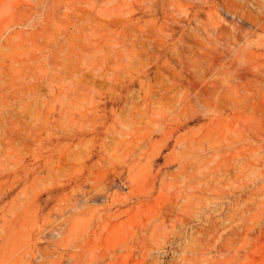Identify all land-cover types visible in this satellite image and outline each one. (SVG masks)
Segmentation results:
<instances>
[{"label":"rangeland","instance_id":"374dc122","mask_svg":"<svg viewBox=\"0 0 264 264\" xmlns=\"http://www.w3.org/2000/svg\"><path fill=\"white\" fill-rule=\"evenodd\" d=\"M0 264H264V0H0Z\"/></svg>","mask_w":264,"mask_h":264},{"label":"bare ground","instance_id":"6f19581e","mask_svg":"<svg viewBox=\"0 0 264 264\" xmlns=\"http://www.w3.org/2000/svg\"><path fill=\"white\" fill-rule=\"evenodd\" d=\"M7 40V39H6Z\"/></svg>","mask_w":264,"mask_h":264}]
</instances>
